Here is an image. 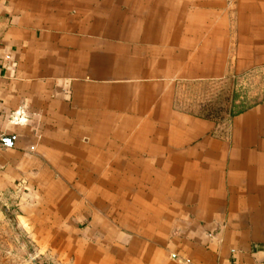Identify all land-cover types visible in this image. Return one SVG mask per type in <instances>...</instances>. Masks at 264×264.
<instances>
[{
    "label": "crops",
    "instance_id": "obj_1",
    "mask_svg": "<svg viewBox=\"0 0 264 264\" xmlns=\"http://www.w3.org/2000/svg\"><path fill=\"white\" fill-rule=\"evenodd\" d=\"M261 66L264 0H0V232L4 207L55 264H264V100L184 98Z\"/></svg>",
    "mask_w": 264,
    "mask_h": 264
},
{
    "label": "rangeland",
    "instance_id": "obj_2",
    "mask_svg": "<svg viewBox=\"0 0 264 264\" xmlns=\"http://www.w3.org/2000/svg\"><path fill=\"white\" fill-rule=\"evenodd\" d=\"M184 94L185 103L200 104L201 114L222 122L229 113L264 100V66L244 74H230L220 81L188 84ZM1 209L7 232H0V264H55L37 255L36 248L18 230L15 214Z\"/></svg>",
    "mask_w": 264,
    "mask_h": 264
},
{
    "label": "trees",
    "instance_id": "obj_3",
    "mask_svg": "<svg viewBox=\"0 0 264 264\" xmlns=\"http://www.w3.org/2000/svg\"><path fill=\"white\" fill-rule=\"evenodd\" d=\"M251 106H252V105H251ZM251 106L244 107V108L240 109V110L237 111V112L231 113V115L236 114V113H240V112H242V111H245V110H247L248 108H250Z\"/></svg>",
    "mask_w": 264,
    "mask_h": 264
},
{
    "label": "water",
    "instance_id": "obj_4",
    "mask_svg": "<svg viewBox=\"0 0 264 264\" xmlns=\"http://www.w3.org/2000/svg\"><path fill=\"white\" fill-rule=\"evenodd\" d=\"M6 144H9L10 142L8 141V140H6V142H5Z\"/></svg>",
    "mask_w": 264,
    "mask_h": 264
},
{
    "label": "built area",
    "instance_id": "obj_5",
    "mask_svg": "<svg viewBox=\"0 0 264 264\" xmlns=\"http://www.w3.org/2000/svg\"><path fill=\"white\" fill-rule=\"evenodd\" d=\"M186 262H188V263H189V260H186Z\"/></svg>",
    "mask_w": 264,
    "mask_h": 264
}]
</instances>
